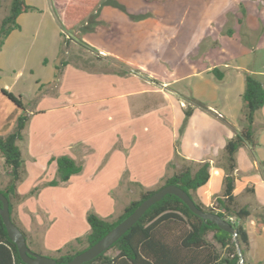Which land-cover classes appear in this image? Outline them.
I'll use <instances>...</instances> for the list:
<instances>
[{"label":"crops","instance_id":"1","mask_svg":"<svg viewBox=\"0 0 264 264\" xmlns=\"http://www.w3.org/2000/svg\"><path fill=\"white\" fill-rule=\"evenodd\" d=\"M167 1H173L168 7L175 8V13L158 15L156 7L151 6L158 3L167 6ZM63 2L41 0L59 19L63 12L58 6ZM25 3L36 9L28 0ZM123 3L145 18L140 21H133L131 16L120 18L115 29H123L126 20L141 32L161 33L160 38L175 40L174 52L180 55L201 49H224L217 32L237 30L236 26L225 30V18L179 15L177 9L183 5L179 0ZM244 8L248 14L247 6ZM34 12L19 15L18 29L4 40L0 74L17 68L18 51L28 46L30 40L33 47L38 38L44 20L34 16ZM228 39L233 42L227 45L229 53L235 52V45H244ZM253 46L261 52L258 67L241 68L224 63L209 65L189 75L200 79L205 76L210 83L209 89L206 83L199 84L194 97L170 89L169 83L159 88L152 80L130 73L98 72L77 66L62 68L60 76L57 71L58 79L51 85V93L38 96V106L33 109L28 110L25 105L27 122L17 143L22 158L21 179L16 185L11 219L24 235L28 248L54 258L75 245V241L79 243L87 237L89 215L107 222L116 220L131 202L138 201L146 192L160 189L184 166L193 169L201 164L209 166L207 183L192 193L196 203L207 208L222 198L225 145L244 125L245 75L264 85V28ZM25 60L28 62L29 57ZM213 69H222L220 80L211 73ZM20 74L18 71L17 76ZM1 88L6 90V85ZM187 107L192 113L183 127ZM19 115L20 111L15 123ZM253 133L257 145L240 147L235 153L232 195L236 205L249 212L240 222L248 238L246 264H262L264 246L261 250L258 246L264 244V106L254 116ZM60 157L70 158L80 168L64 183L59 181L57 171L56 159ZM8 177L0 161V190L9 182Z\"/></svg>","mask_w":264,"mask_h":264},{"label":"rangeland","instance_id":"2","mask_svg":"<svg viewBox=\"0 0 264 264\" xmlns=\"http://www.w3.org/2000/svg\"><path fill=\"white\" fill-rule=\"evenodd\" d=\"M10 1L0 0V23L8 14ZM28 1L36 5L34 16L42 17L41 20H44L40 34L35 39L33 47L29 45L32 41L30 40L28 46L18 51L17 68L0 74V89L6 85L5 89L16 97H20L28 110L38 106L36 99L38 96L51 93L50 87L58 79L56 72L59 71L60 76L63 74L62 68L66 66L84 67L92 71L116 74L130 73L142 79L152 80L153 84L159 88L160 85L169 83L170 89L187 97H194L199 84L206 83L207 88H210L207 77L203 76L200 79L189 76L194 71L209 65L224 63L234 67L254 68L258 67L261 59V52L253 44L257 43L258 36L264 28V0H242L240 2L238 0L236 4L237 0H179L182 1L180 4H183L177 9L179 15L184 13L183 15L189 17L217 16L218 19H226L223 24L226 25L225 30L237 27V30H231V33L217 32V37L222 41L224 49H201L189 55L174 52L176 50L173 45L175 40L160 38L161 33L141 32L139 29H134L133 24L126 20L124 24L122 23L123 29H115L117 25L115 22L120 18L131 16L133 21L145 18V15L142 16L140 12L127 8L123 3L124 0H100V4L94 8L92 14L81 23L65 22L62 18H57L49 6L46 8L41 4V0ZM61 1L64 2L58 6V10L62 12L66 6L79 5L83 2V0ZM172 3L173 1H167V6L158 5L159 3L151 6L156 7L155 11L158 15L172 14L175 13V8L168 7ZM239 3L242 6L239 7ZM244 6H247L248 14H245ZM61 24L68 28L63 30L69 39L67 48L64 47L61 36ZM229 37L244 45L234 44L235 52L229 53L227 45H233ZM99 51H104L106 54H100ZM26 56L29 57L28 62L25 60ZM63 63H65L64 66ZM219 70L222 71V69ZM18 71L22 73L19 76H17ZM56 85L59 86V83L57 82ZM18 114L19 111L13 104L0 94V138L6 137L14 130ZM10 202L14 212V199H10ZM261 246L264 244L258 246L259 250ZM86 247L85 239L79 243L75 241V245H70L63 252L55 254L54 258L62 254H73ZM107 254L114 256L116 252L111 250Z\"/></svg>","mask_w":264,"mask_h":264},{"label":"trees","instance_id":"3","mask_svg":"<svg viewBox=\"0 0 264 264\" xmlns=\"http://www.w3.org/2000/svg\"><path fill=\"white\" fill-rule=\"evenodd\" d=\"M99 3L100 0H83L79 5L66 6L62 19L71 23L84 22ZM30 11H35V9L27 6L25 0L10 1L8 14L0 23V49L6 37L18 29L16 22L18 16ZM64 29L67 30L68 28L61 25V36L64 47L67 48L69 39L63 31ZM227 33H231V30ZM62 65L64 66L65 63ZM211 73L218 80L222 78L218 69H213ZM0 93L20 111L14 130L6 137L0 138V161L4 171L9 176L6 188L0 190V193L9 202L11 219L12 204L10 199L16 197V185L21 179L22 158L17 143L22 139L27 115L26 106L20 97H16L4 89H0ZM242 101L244 103V125L234 139L225 145L226 176L222 198H217L215 203L207 208L196 203L193 199L192 193L204 186L209 179L208 164H201L196 169L191 166H184L168 178L162 186L172 185L181 188L198 209L216 214L226 220L236 231L237 245L231 234L194 215L176 196L166 195L158 203L151 206L107 251L85 264H239L238 249L242 254L243 263L246 264L245 255L248 251V238L240 222L249 216V212L245 208L238 207L232 195L235 153L240 147L249 146L253 148L257 145L253 133L254 116L264 106V85L249 74L245 75ZM193 105L201 107L199 103H193ZM191 113V108L187 107L184 111L183 127ZM56 164L59 181L62 183L67 182L72 175L80 170L74 161L68 157L56 159ZM154 192H146L138 201L131 202L115 221L107 222L95 215H89L87 217L89 234L85 238L87 247L73 254H64L53 259L59 264L69 262L74 256L101 240ZM11 222L15 225L12 219ZM261 223L258 222L259 225H262ZM111 250L116 252L114 256L107 254ZM0 264H24L19 257L15 244L7 236L1 218Z\"/></svg>","mask_w":264,"mask_h":264},{"label":"water","instance_id":"4","mask_svg":"<svg viewBox=\"0 0 264 264\" xmlns=\"http://www.w3.org/2000/svg\"><path fill=\"white\" fill-rule=\"evenodd\" d=\"M174 195L179 198L189 210L203 221H209L222 231L232 235L234 242L237 241V234L234 228L224 219L213 213L204 212L198 209L186 192L181 188L168 185L155 191L151 196L142 201L139 206L118 225L111 229L101 240L74 256L65 264H85L107 251L117 240H119L154 204L158 203L164 196ZM0 218L5 226L8 238L15 244L19 257L24 264H59L53 258L33 253L27 246L24 235L11 222L9 202L0 193ZM239 264L243 263V257L238 249Z\"/></svg>","mask_w":264,"mask_h":264}]
</instances>
